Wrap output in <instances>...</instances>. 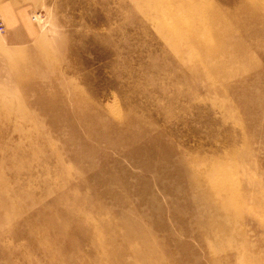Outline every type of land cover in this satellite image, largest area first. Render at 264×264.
I'll return each instance as SVG.
<instances>
[{"label":"rangeland","instance_id":"rangeland-1","mask_svg":"<svg viewBox=\"0 0 264 264\" xmlns=\"http://www.w3.org/2000/svg\"><path fill=\"white\" fill-rule=\"evenodd\" d=\"M0 21V264H264V0Z\"/></svg>","mask_w":264,"mask_h":264},{"label":"built area","instance_id":"built-area-1","mask_svg":"<svg viewBox=\"0 0 264 264\" xmlns=\"http://www.w3.org/2000/svg\"><path fill=\"white\" fill-rule=\"evenodd\" d=\"M5 30V25L3 24V22L0 21V31H4Z\"/></svg>","mask_w":264,"mask_h":264}]
</instances>
